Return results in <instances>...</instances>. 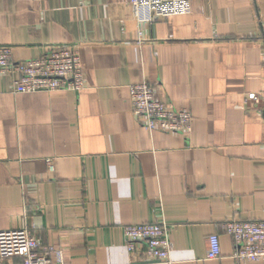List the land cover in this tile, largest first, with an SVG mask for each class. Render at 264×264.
Instances as JSON below:
<instances>
[{
	"label": "crops",
	"instance_id": "0c3cea01",
	"mask_svg": "<svg viewBox=\"0 0 264 264\" xmlns=\"http://www.w3.org/2000/svg\"><path fill=\"white\" fill-rule=\"evenodd\" d=\"M190 2L142 24L130 0H0L14 62L77 45L85 81L17 94L0 76V230L29 227L66 264H167L129 255L123 235L163 221L170 264H264L235 262L224 230L264 220V0ZM143 81L191 112L189 135L138 125L128 87ZM212 234L221 256L206 260Z\"/></svg>",
	"mask_w": 264,
	"mask_h": 264
},
{
	"label": "built area",
	"instance_id": "2783aa9c",
	"mask_svg": "<svg viewBox=\"0 0 264 264\" xmlns=\"http://www.w3.org/2000/svg\"><path fill=\"white\" fill-rule=\"evenodd\" d=\"M135 18L150 24L159 18L188 15L190 0H130ZM13 75V92L17 94L67 92L79 94L85 89L79 47L55 44L39 58L23 62L12 60V49L0 45V76ZM16 77V78H15ZM131 112L139 126L148 131L187 136L192 131L193 116L187 109H178L160 101L156 88L146 81L128 87ZM256 98L254 94L247 97ZM50 171L54 168L47 161ZM224 230L233 242L231 258L237 263L264 260V220L231 219ZM125 247L139 261L156 260L170 264L172 246L169 228L163 222L133 224L124 227ZM221 256L219 236L207 238L206 260ZM0 261L11 264H66L60 249L44 245L32 229L24 226L0 230Z\"/></svg>",
	"mask_w": 264,
	"mask_h": 264
}]
</instances>
